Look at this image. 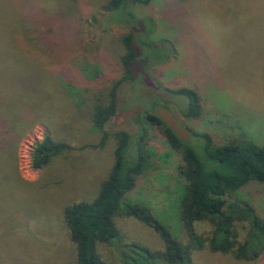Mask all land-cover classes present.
<instances>
[{
  "label": "rangeland",
  "instance_id": "rangeland-1",
  "mask_svg": "<svg viewBox=\"0 0 264 264\" xmlns=\"http://www.w3.org/2000/svg\"><path fill=\"white\" fill-rule=\"evenodd\" d=\"M109 2L0 0V35H7L0 42L13 44L24 64L46 74L50 84L63 79L71 85L61 89L65 105L60 109L55 104V112L59 118L67 117V136L60 137L73 148L35 170L32 150L48 132L47 125L35 124L20 141L13 165L22 184L16 189L10 186L11 198L9 193L0 195V264H78L65 211L98 197L115 165L116 134L126 131L135 136L140 127L145 131V145L141 149L130 145L125 161L128 165L134 162L140 150L147 167L135 188L123 197L115 216L121 242L98 244L100 257L107 264H122L119 247L127 243L153 251L164 249L158 232L125 214L128 206L136 204L150 207L174 238L188 243L181 220L185 154L183 149L172 148L162 124L145 119L153 94L159 97V105L164 90L184 89L198 97L197 116L171 109L189 132L184 140L189 144L202 145L196 135L208 134L215 146L251 142L264 147V0H152L149 4L130 0L126 12L121 8L113 14ZM57 17L64 18L63 26L69 25L63 33L73 30L80 35L76 44L62 47L63 53L54 56L32 41L31 33L36 31L29 22L36 19L42 25V20H52L61 26ZM129 32L137 33L133 76L119 89L118 112L106 125L104 146L92 149L88 145H98L102 134L93 131L88 107L79 113L75 95L87 98L88 106L95 100L108 102L109 89L126 75L121 63L122 38ZM149 39L160 51H148ZM95 71L98 78L92 80ZM60 122L56 120L54 127L59 128ZM233 200L251 204L264 220V185L249 184ZM248 227V223L237 226L241 242ZM197 230L208 235L212 227L197 224ZM194 264H264V254L256 260L239 261L231 254L206 249L194 253Z\"/></svg>",
  "mask_w": 264,
  "mask_h": 264
},
{
  "label": "trees",
  "instance_id": "trees-1",
  "mask_svg": "<svg viewBox=\"0 0 264 264\" xmlns=\"http://www.w3.org/2000/svg\"><path fill=\"white\" fill-rule=\"evenodd\" d=\"M151 1L134 0L142 4H149ZM108 6L110 13L113 14L121 8L126 12L131 3L130 0H110ZM130 14L135 16L133 12ZM56 19L61 26L55 25V21L52 20H42V25L38 23L39 21L36 22V19L29 22L36 31L31 33L32 41L54 56L63 53L62 47L70 43L76 44L78 40L76 38L80 35V33H73V30L72 33H63L64 28L69 25L65 21L66 25L63 26L61 22L64 20L63 17ZM136 34L129 32L122 38L124 54L121 56V63L126 75L109 89L108 102L104 104L100 100L99 102L95 100L88 106L87 98L79 94L75 95L78 98L76 108L79 113L88 107V117L93 131L102 134L98 145H88L92 149L104 146L108 137L106 125L118 112L119 89L124 82L132 79V65L137 61V51L134 47ZM2 36L7 39V35H0ZM5 41L7 42L5 44L0 42L2 45L0 46L2 47L0 48L1 198L2 193H9L10 196V193L13 194L12 188L16 189L22 184L17 166L13 164L17 159L20 141L35 124L47 125L48 132L33 147L31 154L33 169L40 170L54 157L73 150L67 139L60 137L61 134L67 133L64 127L67 117L59 118L61 115L55 112V104L60 105V109H63L61 106L65 105L64 98L60 94L61 89L71 85L63 79L58 84L56 82L50 84L46 74L40 75L27 63L24 64L14 45ZM145 46L151 53L160 51L155 49L151 39ZM96 72L92 80L98 78ZM72 87L75 88L73 85ZM164 91L188 95L192 101L188 115H198L200 109L198 97L193 92L184 89L175 92ZM148 99L147 109L144 111L147 122L154 125L162 124L172 148L183 149L185 154L186 164L181 168L186 182L181 202V220L188 243H181L174 238L169 229L154 216L150 207L130 205L125 214L135 217L158 232L164 242V249L153 251L137 243L121 245L119 254L122 264H194V253L206 249L213 253L231 254L239 261L258 259L264 254V220L251 204L233 199L249 184L264 185V147L251 142L215 146L208 134L196 135L202 138V145L189 144L155 114L159 97L153 94ZM56 120L61 121L57 125L60 129L54 127ZM137 120L140 123V119L137 118ZM140 128L141 130L135 136L126 131L116 134L118 146L115 152V165L109 177L102 182L98 197L90 203H77L65 211L66 224L72 241L77 245L78 264H107L100 257L98 244L114 245L121 242L122 235L114 220L115 216L120 211L123 197L135 188L137 179L147 167L145 156L139 149L134 162L128 165L125 161V150L130 145L140 146V149L145 145V131L142 127ZM203 223H208L212 227L208 235L198 233L197 224ZM243 223H248L249 227L245 241L241 242L237 226Z\"/></svg>",
  "mask_w": 264,
  "mask_h": 264
},
{
  "label": "water",
  "instance_id": "water-1",
  "mask_svg": "<svg viewBox=\"0 0 264 264\" xmlns=\"http://www.w3.org/2000/svg\"><path fill=\"white\" fill-rule=\"evenodd\" d=\"M169 103L177 106L179 110L185 114L190 111L192 105L191 98L183 93L174 95ZM157 115L181 139L185 140L189 137V132L187 131V129L179 126V123L175 120V118L168 110L162 109Z\"/></svg>",
  "mask_w": 264,
  "mask_h": 264
},
{
  "label": "flooded vegetation",
  "instance_id": "flooded-vegetation-1",
  "mask_svg": "<svg viewBox=\"0 0 264 264\" xmlns=\"http://www.w3.org/2000/svg\"><path fill=\"white\" fill-rule=\"evenodd\" d=\"M164 93L165 94H164V97H163V99L161 101V104L155 107V109H156L155 114H158L162 109H166V110H168L172 114V110H171L172 108H176L180 113H182L177 106L172 105V104L169 103V101L172 99V97L174 95H176V94H172V93L167 92V91H164ZM182 114H185V113H182ZM186 114H188V113H186ZM172 116L179 123V126H181V127H183V128L186 129V127L183 125V123H181L180 121H178V119L174 116V114H172Z\"/></svg>",
  "mask_w": 264,
  "mask_h": 264
}]
</instances>
